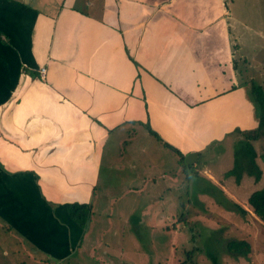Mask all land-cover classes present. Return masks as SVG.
<instances>
[{
  "label": "crops",
  "instance_id": "1",
  "mask_svg": "<svg viewBox=\"0 0 264 264\" xmlns=\"http://www.w3.org/2000/svg\"><path fill=\"white\" fill-rule=\"evenodd\" d=\"M241 2L0 0L6 229L58 260L77 249L82 232L67 205H90L113 131L136 123L194 164L235 130L254 129L253 83L238 56L254 29ZM206 178L264 226L211 174Z\"/></svg>",
  "mask_w": 264,
  "mask_h": 264
},
{
  "label": "rangeland",
  "instance_id": "2",
  "mask_svg": "<svg viewBox=\"0 0 264 264\" xmlns=\"http://www.w3.org/2000/svg\"><path fill=\"white\" fill-rule=\"evenodd\" d=\"M241 6L254 30L242 37L238 56L245 57L247 77L262 88L264 102V0H242ZM145 132L135 123L110 134L88 220L84 228L78 226L82 236L77 249L64 260L42 255L0 221V264H211V254L220 264H264V226L241 215L234 200L206 178L211 174L247 204L264 187V138L254 143L259 181L243 173L238 183L227 175L240 139L235 131L202 150L190 168L183 167L187 156L182 163L176 150L161 147ZM229 240L250 242L247 260L225 253Z\"/></svg>",
  "mask_w": 264,
  "mask_h": 264
},
{
  "label": "trees",
  "instance_id": "3",
  "mask_svg": "<svg viewBox=\"0 0 264 264\" xmlns=\"http://www.w3.org/2000/svg\"><path fill=\"white\" fill-rule=\"evenodd\" d=\"M252 100L255 105V111L257 113L258 123L254 129L251 130H235L240 136L238 144L234 150L233 168L227 173L229 176H234L235 180L239 183L242 174L251 176L257 182L261 177V169L258 166L257 152L254 148V143L259 142L264 138V102L262 97V88L252 84L251 88ZM264 160V156L261 155ZM180 161L183 163V157L180 156ZM192 161L183 164L184 168H190ZM241 215L247 214V212L239 205L235 204ZM248 209L253 215L264 224V187L256 192H253L247 198ZM69 217L80 227L84 228L88 220L91 208L86 204H68ZM225 253L235 257L236 259L241 257L248 259V256L252 252V245L247 240H229L225 243ZM211 264H220L218 258L215 255H209Z\"/></svg>",
  "mask_w": 264,
  "mask_h": 264
},
{
  "label": "built area",
  "instance_id": "4",
  "mask_svg": "<svg viewBox=\"0 0 264 264\" xmlns=\"http://www.w3.org/2000/svg\"><path fill=\"white\" fill-rule=\"evenodd\" d=\"M39 73H40V77H41V79L43 80V79H44V76H45V69H44V68H41V69L39 70Z\"/></svg>",
  "mask_w": 264,
  "mask_h": 264
},
{
  "label": "water",
  "instance_id": "5",
  "mask_svg": "<svg viewBox=\"0 0 264 264\" xmlns=\"http://www.w3.org/2000/svg\"><path fill=\"white\" fill-rule=\"evenodd\" d=\"M188 157H195V156H193V155H190V156H188ZM189 159V158H188Z\"/></svg>",
  "mask_w": 264,
  "mask_h": 264
}]
</instances>
